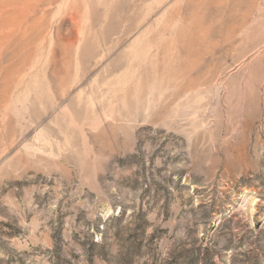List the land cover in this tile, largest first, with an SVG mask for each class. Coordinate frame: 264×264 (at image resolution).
<instances>
[{"label":"rangeland","instance_id":"rangeland-1","mask_svg":"<svg viewBox=\"0 0 264 264\" xmlns=\"http://www.w3.org/2000/svg\"><path fill=\"white\" fill-rule=\"evenodd\" d=\"M0 22V264H264V0H0Z\"/></svg>","mask_w":264,"mask_h":264},{"label":"trees","instance_id":"trees-1","mask_svg":"<svg viewBox=\"0 0 264 264\" xmlns=\"http://www.w3.org/2000/svg\"><path fill=\"white\" fill-rule=\"evenodd\" d=\"M201 208V207H200ZM145 214H139V217H143ZM112 220V218H109L106 220V223L108 221ZM101 221V220H100ZM100 231V228L99 226L96 227V228H92V229H88V233L89 234V237L90 239L92 240V243L95 245L97 242H94V236L95 234L99 233ZM92 232V233H91ZM183 260H184V264H210L209 262V259L206 258V257H186L185 255H181ZM128 264V263H126ZM169 264H180L179 261H178V258L176 257L175 260L173 262H170Z\"/></svg>","mask_w":264,"mask_h":264},{"label":"bare ground","instance_id":"bare-ground-1","mask_svg":"<svg viewBox=\"0 0 264 264\" xmlns=\"http://www.w3.org/2000/svg\"><path fill=\"white\" fill-rule=\"evenodd\" d=\"M16 25L14 22L9 24H2L0 22V41L8 40V35L16 31Z\"/></svg>","mask_w":264,"mask_h":264}]
</instances>
